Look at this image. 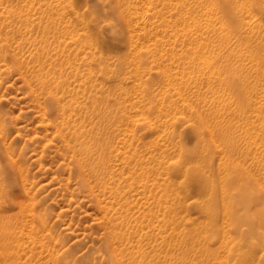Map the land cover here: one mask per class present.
<instances>
[{
    "label": "rangeland",
    "instance_id": "obj_1",
    "mask_svg": "<svg viewBox=\"0 0 264 264\" xmlns=\"http://www.w3.org/2000/svg\"><path fill=\"white\" fill-rule=\"evenodd\" d=\"M206 1L191 0L188 12L174 14L180 20L175 30L149 35L136 17L132 30L117 17L113 35L92 15L115 16L114 0H0V172L7 171V180L0 176V264H106L108 229L100 206L114 198L100 181L81 177L64 137L75 123L93 128L97 117L88 107L94 100L107 126H114L110 151L102 154L109 186L119 182L135 209L165 206L145 224L149 240L159 241V226L169 235L173 217L188 234L201 230L210 191L200 190L194 175L207 163L217 183L226 182L207 118L217 111L212 121L220 125L225 112L240 124L243 90H251L254 101L264 95V0ZM39 60L53 78L50 88L34 73ZM54 94L70 104L66 110L52 105ZM141 116L148 122H134ZM12 175L19 186L3 194ZM251 186L264 200L259 183ZM213 195L218 215L211 247L218 248L220 189ZM12 196L22 207L3 209ZM257 254L264 257V250Z\"/></svg>",
    "mask_w": 264,
    "mask_h": 264
},
{
    "label": "bare ground",
    "instance_id": "obj_2",
    "mask_svg": "<svg viewBox=\"0 0 264 264\" xmlns=\"http://www.w3.org/2000/svg\"><path fill=\"white\" fill-rule=\"evenodd\" d=\"M189 1L191 0H114L112 14L115 16L112 17H119L125 20L130 30H132V21L136 17L137 23L141 24L140 27L146 34L152 35L156 31V34L160 35L161 32L163 33L167 30L168 26L174 30L179 26L180 20L174 14L176 15L180 10L188 12L186 4ZM193 1L199 6L202 2V0ZM99 15V13L97 15L93 14L92 17L97 18L96 21H99ZM195 33H198L200 38L205 37L203 31H196ZM208 38L209 35H206L204 39ZM160 44L162 46L164 42L161 40ZM34 73L37 78H43L41 81L42 86L47 88L52 86L53 78L50 77L51 75L45 67L44 60L38 61L37 69H35ZM243 91L245 95L242 97L243 107H241L242 112L240 113L243 121L240 124H236V120L231 116L227 118L224 114L225 112L220 113L222 117L220 118V125L212 121V119L217 120V111L213 115H209L212 119L207 118L211 140L216 144V148L217 146L221 147L220 164L223 165L226 172L222 180L226 182L217 183L213 176L211 164L205 163L206 165L203 164L201 168L198 166L200 171L194 175V184L200 190H205V194L206 191L207 193L210 191L209 198L203 204L205 205L202 210L205 215L203 227L198 232L195 231V233L188 234L187 232L189 231L179 227L177 217H173V220L170 221L172 231L169 235L165 234L166 230H163L162 226L158 227L159 241L155 239L149 240L150 235L145 230V224L151 221V216L159 215L160 211L165 210V206L163 207L160 204L156 210H152L142 204L138 206V209H135L130 204L127 194L121 191L118 185L119 182L109 186L108 179L111 178L110 176L108 178L105 174L108 163L107 160H104L105 157L102 154L106 155L110 151V141L113 137L114 126H107V115L99 111L97 101L94 100L93 104L88 107V110L97 117V122L94 123L93 128L85 129L80 123H75L72 127H68L70 134L65 133L64 137L70 151L74 152V156L80 165L81 177L90 182L92 179L100 181L101 186L110 188V193L114 198L110 205L100 206L105 213L108 229V243L106 242L105 247L109 254L106 258V264H228L229 257L235 260L234 264H249L253 261L257 264H264V257H257V253L264 250V200L251 186L252 180H254L256 184L259 183L264 191V180H262V178L264 179V121L262 120L264 118V108L262 107L264 95H261V100L255 99L254 101L251 90L246 88ZM185 96L187 95L185 94ZM53 97L54 104L52 102V105L62 108L63 111L66 110V106L70 105H66L67 103H64L63 99L56 94ZM211 108L209 106V110ZM63 114L65 115L66 112H63ZM209 114L211 113L209 112ZM199 115L200 117L202 116L201 112H199ZM67 125L69 126V122ZM100 136H104L103 142L101 140L100 142L98 141ZM93 145L97 149H93L91 147ZM207 149L210 150V147H207ZM193 153L198 161L202 163L206 161V156L203 153ZM136 165L140 166L139 163H136ZM0 173V176H3V180H7L5 177L7 171L2 169ZM13 177L14 175L8 179V185H3V194L11 193L13 185L19 186L18 177ZM240 180L241 183L238 184ZM115 181L116 178L114 177L110 183ZM98 187L94 188L98 189ZM22 188L26 192L29 190L26 183H23ZM217 188L220 189L222 198L221 213L223 214L224 223L220 230V245L218 248H213L211 247V240L217 232L215 227L218 215V211L215 209L217 199L213 194ZM211 191L213 192L211 193ZM237 193L241 197H236ZM22 204L15 196H12L9 198L8 205L10 206L3 207V209L12 208L13 206L22 207ZM39 219L41 220V225L45 226V217L40 215ZM33 223L35 226V218H33ZM245 224L247 225L246 230L243 229ZM229 225H233V227L229 228ZM37 229L39 230V228ZM185 235L191 239L186 240ZM242 241H245L244 245ZM164 246L166 249H163ZM150 253H152L151 256H149Z\"/></svg>",
    "mask_w": 264,
    "mask_h": 264
},
{
    "label": "clouds",
    "instance_id": "obj_3",
    "mask_svg": "<svg viewBox=\"0 0 264 264\" xmlns=\"http://www.w3.org/2000/svg\"><path fill=\"white\" fill-rule=\"evenodd\" d=\"M99 24L102 28H104L105 26H110L111 33L113 35L117 34L120 29L118 20L115 17H111V16L101 17L99 20ZM134 122L145 123V122H148V118L146 116H141V117L135 118ZM176 163H179V161H177Z\"/></svg>",
    "mask_w": 264,
    "mask_h": 264
}]
</instances>
